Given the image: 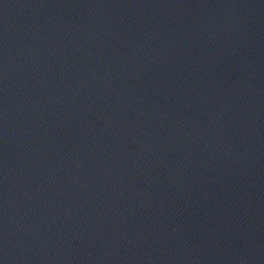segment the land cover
I'll use <instances>...</instances> for the list:
<instances>
[{
  "label": "water",
  "instance_id": "obj_1",
  "mask_svg": "<svg viewBox=\"0 0 264 264\" xmlns=\"http://www.w3.org/2000/svg\"><path fill=\"white\" fill-rule=\"evenodd\" d=\"M0 264H264V0H0Z\"/></svg>",
  "mask_w": 264,
  "mask_h": 264
}]
</instances>
